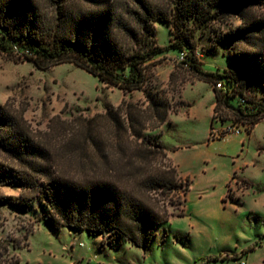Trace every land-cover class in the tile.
<instances>
[{
	"label": "rangeland",
	"instance_id": "374dc122",
	"mask_svg": "<svg viewBox=\"0 0 264 264\" xmlns=\"http://www.w3.org/2000/svg\"><path fill=\"white\" fill-rule=\"evenodd\" d=\"M34 1L47 22H58L53 2ZM103 2L71 0L69 7L91 11L110 5L124 14H128L126 8L140 7L137 0ZM148 2L175 12L170 0ZM251 12L264 18V4L253 6ZM240 22L230 13L206 25L196 20L182 28L197 45L204 70L223 73L228 67L229 48L238 45L222 43L223 34L232 32ZM154 23L157 42L167 45L173 24ZM240 45L248 51H261L258 43ZM210 49L215 53H209ZM177 56L178 51L170 50L150 61L147 87L157 90L169 107L166 121L159 123L143 89L124 94L73 62L40 69L22 54L0 52V106L23 116L33 137L50 149L59 172L85 177L79 170L82 164L100 160V155L84 134L104 135L117 142V130L105 112L108 106L121 105L119 114L127 126L131 115L135 128L165 148L166 156L159 155L152 167L175 169V181L180 184L169 193L151 191L154 204L170 219L144 250L129 242L120 249L107 244L101 248L97 234L50 227L41 221L39 198L26 206L23 199L29 192L0 181V264H238L241 260L255 264L264 258V121L250 135L243 130L212 138L213 83L199 79L177 61ZM251 87L246 91L254 94ZM227 125L220 120L213 122L216 130ZM80 128L86 129L84 141L77 137ZM128 128L121 138L135 139L133 129ZM126 134L130 136L125 138ZM112 145L106 151L116 157L118 152ZM0 162L13 164L1 154ZM124 173L123 168L119 179ZM188 182L192 186L185 193ZM223 254L230 257L221 260ZM236 254L241 258L235 260Z\"/></svg>",
	"mask_w": 264,
	"mask_h": 264
},
{
	"label": "trees",
	"instance_id": "16d2710c",
	"mask_svg": "<svg viewBox=\"0 0 264 264\" xmlns=\"http://www.w3.org/2000/svg\"><path fill=\"white\" fill-rule=\"evenodd\" d=\"M50 1L56 7L57 23L47 22L34 0L0 2V52L22 54L40 69L73 62L124 94L143 89L149 106L160 118L159 123L166 121L169 107L157 90L147 87L150 61L166 51L184 52L185 59L179 63L199 79L213 83L216 104L211 128L214 120L232 121L247 125L249 133L264 119V18L251 12L253 6L264 4V0H170L175 7L174 13L148 0H137L140 7L126 8L128 14L110 5L86 11L70 8L71 0ZM84 1L101 4L106 0ZM230 13L236 14L241 22L232 32L223 34L222 43L238 47L230 46L231 62L223 73L204 70L197 56V45L191 34L183 32L182 28L190 21L206 25ZM155 21L173 24L167 45L157 42ZM250 42L260 44L261 51L257 48L248 51L240 45ZM208 52L215 53L211 49ZM220 80L225 90L215 87ZM250 86L256 91L254 94L246 91ZM121 109V105L108 106L105 112L117 130L114 132L119 139L117 142L104 135L85 132V139L97 146L100 160L90 159L87 164L83 163L79 170L85 177L75 178L59 172L50 149L33 137L22 115L1 105L0 154L13 164L0 162V181L29 192L30 195L23 199L26 206L39 198L41 221L50 227L97 234L101 237V248L107 244L120 249L129 242L147 250L161 231L160 227L170 219L154 204L150 193L153 189L169 190V193L180 184L175 181V169L162 171V168L152 167L159 155L166 156L165 148L152 141V136H145L141 129L135 128L131 115L129 126L135 139L121 138V133L129 130L119 114ZM83 129L86 130H78L79 136L75 134L82 141ZM226 134L223 132L221 137ZM111 144L117 149L116 157L106 151ZM123 168V179H119ZM189 185L190 182L184 187L185 193Z\"/></svg>",
	"mask_w": 264,
	"mask_h": 264
},
{
	"label": "built area",
	"instance_id": "2783aa9c",
	"mask_svg": "<svg viewBox=\"0 0 264 264\" xmlns=\"http://www.w3.org/2000/svg\"><path fill=\"white\" fill-rule=\"evenodd\" d=\"M184 59H185V53L180 52L177 56V61L182 62ZM184 66H187V64L185 63ZM215 87L225 90V85L221 80L216 82ZM246 128H247V125L245 124L236 123V122L231 121L230 123H228V125L225 128L216 130L214 129V127H212L210 133L212 135V138H214V137L222 136L223 132L241 133L243 130H246ZM238 264H245V261L241 260Z\"/></svg>",
	"mask_w": 264,
	"mask_h": 264
},
{
	"label": "crops",
	"instance_id": "0c3cea01",
	"mask_svg": "<svg viewBox=\"0 0 264 264\" xmlns=\"http://www.w3.org/2000/svg\"><path fill=\"white\" fill-rule=\"evenodd\" d=\"M213 89V88H212ZM213 94H214V101H213V103H212V115H213V112H214V106H215V104H216V99H215V92H214V90H213ZM211 119H212V117H211ZM261 121H264V119L263 120H261ZM261 121H259L253 128H252V130L248 133V135H250L254 130H255V128L260 124V122ZM177 167H178V165H177ZM178 171H179V169H178ZM180 172V171H179ZM181 174V173H180ZM183 175V174H182ZM183 176H188V175H183ZM234 176V175H233ZM189 177V176H188ZM190 178V177H189ZM190 181H191V179H190ZM191 186H192V184H191V182H190V185H189V189L191 188ZM189 191V190H188ZM187 191V192H188ZM225 255H227L228 257H230V255L229 254H223V255H221V256H225ZM233 257H235L234 259L235 260H238V259H240L241 258V256L240 255H234ZM264 261V258L263 259H261L260 261H258L257 263H255V264H260V263H262ZM239 263V262H238ZM245 264H247L246 262H245Z\"/></svg>",
	"mask_w": 264,
	"mask_h": 264
}]
</instances>
